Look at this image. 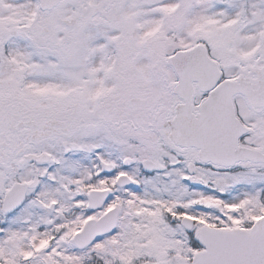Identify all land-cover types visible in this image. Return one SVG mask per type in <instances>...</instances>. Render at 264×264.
Wrapping results in <instances>:
<instances>
[{"label":"snow or ice","instance_id":"1","mask_svg":"<svg viewBox=\"0 0 264 264\" xmlns=\"http://www.w3.org/2000/svg\"><path fill=\"white\" fill-rule=\"evenodd\" d=\"M0 264H264V0H0Z\"/></svg>","mask_w":264,"mask_h":264}]
</instances>
